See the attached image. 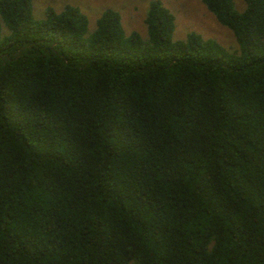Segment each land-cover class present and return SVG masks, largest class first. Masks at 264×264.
<instances>
[{
	"label": "trees",
	"instance_id": "obj_1",
	"mask_svg": "<svg viewBox=\"0 0 264 264\" xmlns=\"http://www.w3.org/2000/svg\"><path fill=\"white\" fill-rule=\"evenodd\" d=\"M201 1L236 49L0 0V264H264V0Z\"/></svg>",
	"mask_w": 264,
	"mask_h": 264
},
{
	"label": "rangeland",
	"instance_id": "obj_2",
	"mask_svg": "<svg viewBox=\"0 0 264 264\" xmlns=\"http://www.w3.org/2000/svg\"><path fill=\"white\" fill-rule=\"evenodd\" d=\"M151 0H30L31 13L35 19H42L47 7L60 11L65 5L77 6L88 19V30L95 26V21L105 8L118 11L122 27L126 34L138 32L147 38L143 22L148 3ZM174 17L172 39H183L188 32H196L203 38L214 39L227 50L237 48V42L230 29L221 25L201 0H160ZM236 10L245 8L244 0H233ZM5 31V28H3Z\"/></svg>",
	"mask_w": 264,
	"mask_h": 264
}]
</instances>
